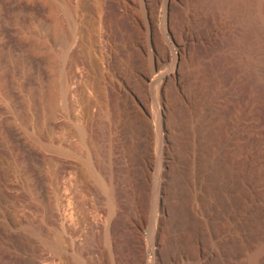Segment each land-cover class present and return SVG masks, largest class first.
<instances>
[{"label":"rangeland","instance_id":"rangeland-1","mask_svg":"<svg viewBox=\"0 0 264 264\" xmlns=\"http://www.w3.org/2000/svg\"><path fill=\"white\" fill-rule=\"evenodd\" d=\"M194 2L170 0L174 37L188 46L163 88V264H264V96L226 63L225 26ZM102 6L118 53L105 85L86 57H99ZM163 20V0H0V264H59L57 245L68 264L87 246L86 264L152 263L156 155L135 132L133 97L152 89L132 83L130 94L120 72L126 61L153 79L165 56L172 68ZM105 120L137 199L132 254L117 234L110 244L89 234L112 215Z\"/></svg>","mask_w":264,"mask_h":264},{"label":"bare ground","instance_id":"bare-ground-1","mask_svg":"<svg viewBox=\"0 0 264 264\" xmlns=\"http://www.w3.org/2000/svg\"><path fill=\"white\" fill-rule=\"evenodd\" d=\"M194 1H195L194 3H196L195 6H198L199 8H201V10L203 9L205 13L207 12L208 14L213 16L212 18L218 17L220 21L222 22V24L225 26L224 28L226 30L224 33L226 34L225 35L226 36L225 37L226 52L222 54H224L225 56L226 63H228V65H230L232 69H234L237 72L241 80H243L244 83L252 91L264 96V0H194ZM172 8H173V4L170 3V0H163L164 20H163V32L162 33L168 43L170 55L173 56L172 60H170L172 62V68L170 67V69H168L167 67L168 58L167 56H165L163 58L164 59L163 63L161 64L163 68L159 67L156 70V73L153 79H148L146 78V76H144V74L136 72L134 68L131 67L132 65H130V63L126 62L125 60H123L125 61V63H123V66L120 72L121 73V77H120L121 86L125 87V89L127 88L130 94L132 92L131 91L132 87L130 88L132 83H138L140 88L142 87L141 89L146 88V87H148L149 90L150 88L152 89L151 90L152 93H150L151 91L149 92L147 90L149 94H140L138 97L136 95H133L134 100H136L138 103L137 110H138V113H140L139 115L141 118L139 127L137 126V128H134L135 132L137 131L138 135L145 138L143 143L145 146L147 145L146 147L148 148L154 147L153 149L155 150L154 155H156V160H155L156 163H155V168H154L155 186L153 188V191H151V197L153 196V200H152L153 210L151 214L152 216L150 218L151 219L150 225L152 224L153 226L152 236L154 237H152V239L154 238L153 240L157 243L158 247L156 248V253H155V256L151 264H163V251L161 252L160 244H158V240H157L158 235L163 230V183H164L163 182V163L165 162V153H166V150L168 149L167 139H166V129H165V114H167L165 112L168 109L167 108L168 100L166 101L163 97V88H164L166 80H168L170 76L175 77L174 73H175L177 63H178L177 50L183 53L188 46L187 41L180 43V42H177L178 40L176 41L177 37L176 38L174 37V33H173L174 21L172 19L169 20V15L171 14ZM101 9L102 11L98 15V18H97V23L99 24L100 30L98 31L97 38H96V40L98 39L100 42V45L98 47L99 57L97 56L98 57L97 58L95 54L93 55V53H90V51H89L90 54L87 55L86 57L88 58L87 60L90 61V63L93 66L98 68L97 72L99 71L101 78L103 80L100 83L104 84L105 83L104 81L106 80V77L109 75L110 71L113 70V68L115 69L114 67L115 59H116L115 57L117 56V55L115 56V54H118V53H116L115 49L111 47L109 44L110 42L109 34L110 33L108 32L109 29L106 23V12L104 11V7ZM92 51L94 50H91V52ZM99 64H103L105 68V72L100 71ZM100 83L98 82V85ZM104 100L107 103L106 94L104 96ZM108 104L107 106H109ZM107 113H108V110L105 114ZM91 117L94 118V116H91ZM148 118H151V120L153 121L155 125V130L153 132L149 131L146 127ZM102 122H103L102 127L105 129V132L103 133H106L105 139H107V142H108L107 144L105 142L106 146L104 145L105 153L107 154L108 157L113 156L112 161L109 158L111 165L108 167V171H107L108 178H109V184L108 185L105 184V189L111 199L112 215L110 219H108L109 222L106 225L104 224L105 225L104 227L103 226L96 227L92 225L93 227H90L89 234L91 232L90 235L92 236V240L94 242H97V244L102 241L107 242V243L109 242L108 244H110L111 240H113L112 239L113 234L115 235L117 234L116 236L117 237L119 236L118 240H120L121 242L120 245L123 251L127 253L131 252L132 254V250L136 247L138 232L135 231V229L137 228L135 229L132 228L133 222L131 223L130 214H131V211L132 212L136 211L135 210L136 208L134 210L132 209L134 206H136V204L134 205L135 203L134 201H136L137 199L135 198V196L132 195L133 190L131 189L130 184H128V181H129L128 175L130 174L129 173L130 171L126 169L125 167L126 166L124 164L125 157L124 158L122 157L123 160H121L120 156H119L120 158L114 156L115 154L114 151H115V148L117 147H115V144L110 139V135L112 132V129H111L112 127L110 125L111 122L109 121L110 122L109 123L107 120L102 121ZM132 133L134 132L132 131ZM120 140L125 148L124 150L128 149V150L134 151L133 146L135 145L134 144L135 141L133 140L134 142L132 143V141L127 138L124 131L120 132ZM105 153L103 154L105 155ZM75 171H76V168H75ZM83 173L85 172H82V174ZM75 174L77 173L75 172ZM89 174H92V171L91 173L89 171ZM83 175H88V174L85 173ZM134 181L135 180H133V182ZM80 182L82 181L80 180ZM84 185H87V182L86 184L83 183V186ZM116 195L118 198H116ZM118 208L120 209V212ZM91 246H93V244ZM56 248L60 252V253L58 252L59 253L57 254L58 256L56 255L59 260V264H68L69 260L67 259L68 257L67 251L61 250L63 249V247L60 248L58 245L56 246ZM86 248L89 249L88 246ZM87 250H85V252L82 250L84 253L83 252L79 253L80 254L78 257L79 264H86V261L83 259V256H84L83 254H86V252H88ZM234 254L237 255V257L239 256V253L237 252Z\"/></svg>","mask_w":264,"mask_h":264}]
</instances>
